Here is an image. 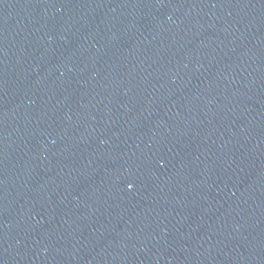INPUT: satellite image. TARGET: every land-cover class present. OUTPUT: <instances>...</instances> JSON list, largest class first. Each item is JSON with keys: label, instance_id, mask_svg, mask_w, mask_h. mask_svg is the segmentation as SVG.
Listing matches in <instances>:
<instances>
[{"label": "water", "instance_id": "95a60500", "mask_svg": "<svg viewBox=\"0 0 264 264\" xmlns=\"http://www.w3.org/2000/svg\"><path fill=\"white\" fill-rule=\"evenodd\" d=\"M264 193V0H0V264H198Z\"/></svg>", "mask_w": 264, "mask_h": 264}]
</instances>
